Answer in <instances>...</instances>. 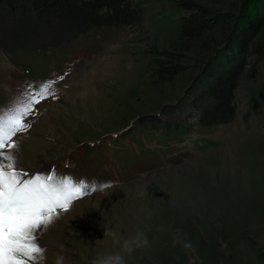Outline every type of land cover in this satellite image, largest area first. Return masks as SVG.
Wrapping results in <instances>:
<instances>
[{
    "label": "rangeland",
    "instance_id": "obj_1",
    "mask_svg": "<svg viewBox=\"0 0 264 264\" xmlns=\"http://www.w3.org/2000/svg\"><path fill=\"white\" fill-rule=\"evenodd\" d=\"M136 1L145 12L135 27L94 28L48 52L0 50V115L28 84L54 81L15 137L17 167L33 173L42 164L44 173L96 184L42 232L43 264L112 254L125 264H264V57L253 77L241 73L230 123L167 134L135 120L188 112L189 94L211 81L200 65L223 44L221 20L243 0H189L213 18L187 49L179 27L191 11L176 0ZM263 38L264 26L255 41ZM167 58L180 70L164 80L157 65ZM134 237L147 243L128 253Z\"/></svg>",
    "mask_w": 264,
    "mask_h": 264
},
{
    "label": "trees",
    "instance_id": "obj_2",
    "mask_svg": "<svg viewBox=\"0 0 264 264\" xmlns=\"http://www.w3.org/2000/svg\"><path fill=\"white\" fill-rule=\"evenodd\" d=\"M176 1L191 11L181 17L179 27L180 47L187 49L192 43L203 40L209 28L206 22L213 17L206 7L189 0ZM262 1L243 0L232 17L225 13L221 28H218L223 44L210 49L200 65V72L204 71L211 81L198 94H189L188 112H178L171 118H161L160 112L137 116L135 120L154 129H159L160 125V130L167 134L183 124L192 128L194 125L211 127L230 123L236 117L235 94L241 73L247 68L253 77L255 60L264 57V38L255 41L264 26ZM144 12V7L136 0H0V50L11 55L26 51L48 52L94 28L135 27L142 22ZM214 27H219L218 23ZM251 55H254L253 63L247 61ZM220 58L223 60L218 61ZM172 62L169 58L158 61L159 78L169 80L179 72L180 66ZM196 85L193 79L190 88ZM180 107L182 105H178ZM191 118L194 120L190 122Z\"/></svg>",
    "mask_w": 264,
    "mask_h": 264
},
{
    "label": "snow or ice",
    "instance_id": "obj_3",
    "mask_svg": "<svg viewBox=\"0 0 264 264\" xmlns=\"http://www.w3.org/2000/svg\"><path fill=\"white\" fill-rule=\"evenodd\" d=\"M52 83L42 82L36 90L28 84L22 97L0 115V264H43L42 232L75 200L96 190L95 182H75L54 169L44 173L42 164L33 173L17 167L15 137L28 131L26 117L52 95Z\"/></svg>",
    "mask_w": 264,
    "mask_h": 264
},
{
    "label": "clouds",
    "instance_id": "obj_4",
    "mask_svg": "<svg viewBox=\"0 0 264 264\" xmlns=\"http://www.w3.org/2000/svg\"><path fill=\"white\" fill-rule=\"evenodd\" d=\"M142 243H147L146 239L141 240L139 237H134L129 241H125V249L128 253H131L133 246H140ZM55 264H65L64 257L62 255L57 256ZM91 264H125L124 257L120 254H112L99 259H95Z\"/></svg>",
    "mask_w": 264,
    "mask_h": 264
}]
</instances>
